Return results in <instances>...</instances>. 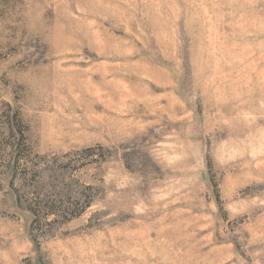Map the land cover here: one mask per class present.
Returning a JSON list of instances; mask_svg holds the SVG:
<instances>
[{
  "label": "rangeland",
  "instance_id": "rangeland-1",
  "mask_svg": "<svg viewBox=\"0 0 264 264\" xmlns=\"http://www.w3.org/2000/svg\"><path fill=\"white\" fill-rule=\"evenodd\" d=\"M0 264H264V0H0Z\"/></svg>",
  "mask_w": 264,
  "mask_h": 264
}]
</instances>
